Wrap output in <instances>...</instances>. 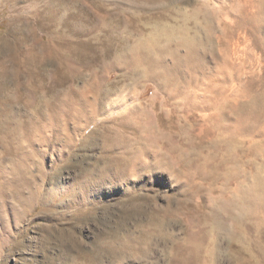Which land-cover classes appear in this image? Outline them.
Returning a JSON list of instances; mask_svg holds the SVG:
<instances>
[{
  "label": "rangeland",
  "instance_id": "rangeland-1",
  "mask_svg": "<svg viewBox=\"0 0 264 264\" xmlns=\"http://www.w3.org/2000/svg\"><path fill=\"white\" fill-rule=\"evenodd\" d=\"M0 89V264H264V0H0Z\"/></svg>",
  "mask_w": 264,
  "mask_h": 264
},
{
  "label": "bare ground",
  "instance_id": "bare-ground-1",
  "mask_svg": "<svg viewBox=\"0 0 264 264\" xmlns=\"http://www.w3.org/2000/svg\"><path fill=\"white\" fill-rule=\"evenodd\" d=\"M99 6V5H98ZM255 6V5H254ZM102 7V6H101ZM234 11V10H233ZM232 11V12H233ZM218 24L220 25V26H222V31H221V35H220V37H219V39L217 40V42L219 43V45H225L226 46V49H224L225 51H228V46H227V44L228 43H226L227 41H225V37H226V30H229L232 26L231 25H228V24H226V23H223L222 22V19H219V22H218ZM219 26V27H220ZM211 28H213L212 26H211ZM183 29V28H182ZM181 29V32L183 33V34H185V35H188V30L185 28V31H183ZM160 31V30H159ZM179 32V31H178ZM24 41V40H23ZM167 41V40H166ZM170 45H169V44ZM168 47L169 46H171L172 45V40H169L168 41ZM119 44V43H118ZM150 45V44H149ZM156 45H157V43L155 44L154 43V45L152 46V45H150V46H152L153 48H155L156 47ZM180 45L181 46H183L184 45V43L183 42H181L180 43ZM46 47H44V49H45ZM192 56V55H191ZM17 60V59H16ZM143 60H141V62H142ZM25 65V64H24ZM24 65L22 66V67H24ZM39 67V66H38ZM37 67V68H38ZM43 67L44 68H46L44 65H43ZM24 69V68H23ZM23 69H22V72H23ZM43 70H45V74L47 73V69H43ZM34 71V70H33ZM42 72V71H41ZM40 72V73H41ZM60 72V77H62V82H66L67 81V78L68 77H66V72H65V69H63V70H60L59 71ZM39 73V72H38ZM43 74V73H42ZM47 75V74H46ZM46 75H45V77H46ZM72 76V75H71ZM20 78H22V76L20 77ZM31 78V77H30ZM40 78V77H39ZM34 79V78H33ZM2 80V79H1ZM4 81V80H3ZM1 90H3V89H0V92H1V94H2V91ZM250 90V89H249ZM257 90H259V89H257ZM223 91V90H222ZM235 92V91H234ZM233 92V93H234ZM3 95V94H2ZM226 95V94H225ZM233 95V94H232ZM1 96V95H0ZM229 97V96H228ZM228 97H226V96H224L223 97V99H221L220 101H219V108H221V111L223 110H228V109H230L231 110V112H233V113H235V115H238L241 119H242V122H246V121H248V119H249V117L251 116V114L253 113V111L254 110H256V109H261L262 107H264V93H259V94H255V95H251V94H247L246 92H239V91H237V93L235 92V95H233V98L234 99H232V97H230L231 98V100H230V98H228ZM2 98V97H1ZM221 98V97H220ZM7 101L5 102V103H1L2 105H4V107L8 110V109H11L12 107H13V102H12V100H10V99H6ZM37 106L38 105H35V106H31L33 109H37ZM114 106V105H113ZM207 106V105H206ZM208 106H209V104H208ZM216 106V105H215ZM3 107V106H2ZM212 107V106H211ZM218 109V108H217ZM212 110H214V108L212 109ZM216 111H218V110H216ZM229 111V110H228ZM138 112V111H137ZM140 112V111H139ZM224 113H225V111H224ZM215 114V113H214ZM219 114V113H218ZM225 114H227V113H225ZM224 114V115H225ZM140 116V115H139ZM212 117V116H211ZM214 117V116H213ZM238 118V117H237ZM214 120V119H213ZM223 117L220 115L219 116V118L217 119H215V121H214V123H213V125L215 126V128L218 130V131H223L224 132V134L226 135H228V137L230 138V139H240L239 141V143H240V145H243V150H242V152L245 154V156H250L251 157V155H253L254 154V147H253V141L251 142L250 140H249V138L247 137V136H245L246 135V133L245 134H243L242 133V131H238L237 129H236V127H228L226 124H224L223 122ZM234 121V120H233ZM213 122V121H212ZM241 124V123H240ZM243 127V126H242ZM214 128V127H213ZM214 128V129H215ZM213 129V130H214ZM210 130V129H209ZM209 132V131H208ZM214 133H215V131H213ZM213 132H212V134H213ZM221 133V132H220ZM239 133H241V134H239ZM212 134H210V135H212ZM217 134V133H216ZM223 134V133H222ZM208 135V134H207ZM209 135V136H210ZM213 138V137H212ZM224 138V137H223ZM219 139V138H218ZM225 139V138H224ZM223 139V140H224ZM223 140H221V141H223ZM229 141V140H228ZM200 142H202L201 140H200ZM219 142V141H218ZM231 142V141H230ZM230 142H228V143H230ZM232 142H234V141H232ZM218 144H220V143H218ZM217 144V145H218ZM235 144V143H234ZM201 145H203V144H201ZM222 145H223V143H222ZM231 145V144H230ZM233 145V144H232ZM237 144H235V146H236ZM260 146L261 145H258V147L260 148ZM200 147V146H199ZM225 147V146H224ZM233 147V146H232ZM241 147V146H240ZM257 147V148H258ZM237 148H238V145H237ZM225 149H227L226 147H225ZM228 149H229V147H228ZM259 150V149H258ZM260 150H262V149H260ZM255 151H257V150H255ZM263 151H264V149H263ZM260 153H261V151H260ZM264 153V152H263ZM263 153H261V154H263ZM256 154H257V152H256ZM259 154V153H258ZM260 154V155H261ZM264 156V155H263ZM207 159V158H206ZM209 160V159H208ZM206 161V160H205ZM204 164V163H203ZM246 164H248V166H252L253 165V163H252V161L250 162L249 161V163H246ZM206 166V165H205ZM263 167L261 168L262 169V171L260 172V173H264V162H263V165H262ZM259 170V169H258ZM259 173V174H260ZM258 175V174H257ZM235 176V175H234ZM242 176V175H241ZM224 178V177H223ZM235 178V177H234ZM257 179H259V178H257ZM257 179H256V182H257V184L255 185L256 186V188L258 189H260V190H262L263 192H264V181H262V179H259L258 181H257ZM237 182V181H236ZM255 182V183H256ZM247 183V182H246ZM244 185V184H243ZM246 185V184H245ZM244 185V187L246 188H243V187H239V186H237L235 189L237 190H234V191H236V194H235V196L237 197V199L239 200V201H241V204L243 205V207L244 206H246L247 208L249 207V208H251V209H253L252 211L255 213V215L256 214H258L259 213V211L260 212H263V214H264V196L262 197V195H260L261 197L259 198L257 195H259V194H255L254 195V197L251 195V194H248V193H250V192H248V191H250L249 190V188H247V185L245 186ZM242 186V185H241ZM251 187H253V186H251ZM250 187V188H251ZM243 188V191L241 190ZM244 189H245V191H244ZM253 189V188H252ZM255 189V188H254ZM245 192H247V193H245ZM263 192H261V193H263ZM235 193V192H234ZM253 193V192H252ZM259 193V192H258ZM233 198V197H232ZM235 201V200H234ZM261 201V202H260ZM236 204H239L238 202H236L235 203V206H236ZM242 205H241V207H242ZM240 206V205H239ZM237 207H238V205H237ZM216 208V207H215ZM239 208V207H238ZM250 209V210H251ZM218 212H220V211H218ZM243 212V211H242ZM247 212V211H246ZM250 213V212H249ZM230 214V213H229ZM232 214V213H231ZM233 214H235V213H233ZM247 214V213H246ZM225 215V214H224ZM236 216H238L239 217V215H236ZM235 216V217H236ZM256 216H258V215H256ZM226 218V215H225V217L223 218V219H225ZM229 218V217H228ZM241 218H242V216H241ZM263 220H264V215H263V218H262ZM237 220H238V218H237ZM242 220V219H241ZM214 229V228H213ZM227 229V228H226ZM228 233V232H227ZM229 234V233H228ZM216 238V237H215ZM211 239V238H210ZM238 241V240H237ZM220 245V244H219ZM215 246V245H214ZM215 248V247H214ZM218 249V248H217ZM216 249V250H217ZM210 252V251H209ZM211 253H213V252H211ZM247 254H249V253H247ZM217 255V254H216ZM215 255V256H216ZM214 257V256H213ZM213 257H212V254H211V259H213ZM215 259V258H214ZM213 259V260H214ZM210 260V259H209ZM211 261V260H210Z\"/></svg>",
  "mask_w": 264,
  "mask_h": 264
}]
</instances>
